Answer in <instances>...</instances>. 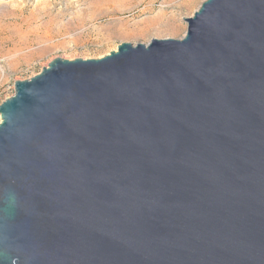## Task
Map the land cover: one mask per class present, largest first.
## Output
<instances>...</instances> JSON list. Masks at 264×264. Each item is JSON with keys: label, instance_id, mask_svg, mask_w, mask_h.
Segmentation results:
<instances>
[{"label": "water", "instance_id": "obj_1", "mask_svg": "<svg viewBox=\"0 0 264 264\" xmlns=\"http://www.w3.org/2000/svg\"><path fill=\"white\" fill-rule=\"evenodd\" d=\"M184 19L15 81L0 264H264V0Z\"/></svg>", "mask_w": 264, "mask_h": 264}, {"label": "rangeland", "instance_id": "obj_2", "mask_svg": "<svg viewBox=\"0 0 264 264\" xmlns=\"http://www.w3.org/2000/svg\"><path fill=\"white\" fill-rule=\"evenodd\" d=\"M204 0H0V104L57 57L101 58L122 42L182 38Z\"/></svg>", "mask_w": 264, "mask_h": 264}]
</instances>
